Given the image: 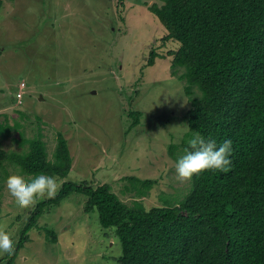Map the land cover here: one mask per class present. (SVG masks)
<instances>
[{"label": "rangeland", "instance_id": "374dc122", "mask_svg": "<svg viewBox=\"0 0 264 264\" xmlns=\"http://www.w3.org/2000/svg\"><path fill=\"white\" fill-rule=\"evenodd\" d=\"M153 3L163 0H0V150L23 154L36 138L53 160L61 132L71 165L51 175L59 187L106 183L146 208L183 198L192 181L176 177L174 162L187 146L189 100L171 65L178 43L163 40ZM151 48L158 55L143 67ZM20 170L8 159L0 166V232L14 241L11 264H117L119 247L96 211L84 210L82 193L43 205L19 240L36 205L18 210L6 191L10 178L33 175Z\"/></svg>", "mask_w": 264, "mask_h": 264}, {"label": "trees", "instance_id": "16d2710c", "mask_svg": "<svg viewBox=\"0 0 264 264\" xmlns=\"http://www.w3.org/2000/svg\"><path fill=\"white\" fill-rule=\"evenodd\" d=\"M149 10L166 30L163 40L178 43L171 65L186 83V135L231 140L230 168L194 176L176 204L150 208L128 205L106 183L64 180L55 197L36 203L19 240L43 205L77 192L118 245L117 264H264V0H163ZM157 55L151 48L143 67ZM29 146L23 154L0 150V166L8 159L27 174L68 173L71 156L61 132L53 160L40 139Z\"/></svg>", "mask_w": 264, "mask_h": 264}, {"label": "clouds", "instance_id": "9594fccd", "mask_svg": "<svg viewBox=\"0 0 264 264\" xmlns=\"http://www.w3.org/2000/svg\"><path fill=\"white\" fill-rule=\"evenodd\" d=\"M190 130V129H189ZM232 141L217 143L192 131L187 139L184 154L174 162L176 177L181 181L191 180L205 171H226L231 166ZM22 174V170H20ZM6 191L18 210L29 209L39 200L56 196L59 184L56 178L44 173L32 175L27 181L20 176L10 178ZM14 253V241L8 234L0 232V256Z\"/></svg>", "mask_w": 264, "mask_h": 264}, {"label": "built area", "instance_id": "2783aa9c", "mask_svg": "<svg viewBox=\"0 0 264 264\" xmlns=\"http://www.w3.org/2000/svg\"><path fill=\"white\" fill-rule=\"evenodd\" d=\"M17 95H18V96H21V93L19 92Z\"/></svg>", "mask_w": 264, "mask_h": 264}]
</instances>
